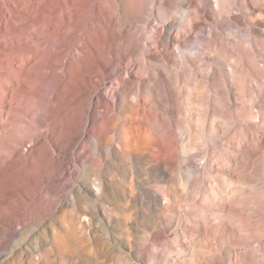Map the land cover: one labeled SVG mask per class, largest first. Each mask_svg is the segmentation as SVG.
<instances>
[{
  "label": "rangeland",
  "instance_id": "1",
  "mask_svg": "<svg viewBox=\"0 0 264 264\" xmlns=\"http://www.w3.org/2000/svg\"><path fill=\"white\" fill-rule=\"evenodd\" d=\"M126 1L122 10L109 0L106 8L119 11L117 24H141L142 15L147 20L142 43L155 26H165L163 32L171 36L187 24L182 6L174 5L167 15L176 18L171 29L161 18L163 10L155 20L145 13L149 5L132 14L137 0ZM259 6L251 18L261 33L250 34L247 22L241 33L227 26L226 34L206 47L198 24L190 40L195 66L161 67L166 74L160 104L156 93L143 88L152 100L149 108L164 121L162 145H145L126 156L95 153L90 168L74 153L75 173L56 187L52 205L48 200L36 205L32 198L23 206L20 190L34 196V187L13 178L20 167L14 174L0 166V189L7 192L0 211L1 226L7 228L0 233V264H264V0ZM127 47L126 42L122 49ZM188 48L174 45L176 57ZM142 61L141 52L130 50L121 72L143 74ZM212 69L229 83L224 99L208 80ZM116 109L111 145L119 141L121 123H129L121 100ZM96 134L104 142V133ZM33 169L37 177L39 169ZM97 179L103 186L88 193ZM24 210L26 217L3 224Z\"/></svg>",
  "mask_w": 264,
  "mask_h": 264
},
{
  "label": "bare ground",
  "instance_id": "2",
  "mask_svg": "<svg viewBox=\"0 0 264 264\" xmlns=\"http://www.w3.org/2000/svg\"><path fill=\"white\" fill-rule=\"evenodd\" d=\"M107 1L0 0V166L14 170V174L20 167L23 171L13 178L34 187V196L20 190L23 206L26 199L32 198L36 205H42L44 200L50 205L56 202L51 196L56 187L75 173L74 153L90 168L91 155L95 153L116 151L126 156L140 153L145 145H162L164 121L149 108L152 100L143 94V88L147 86L156 93L155 100L160 104L166 74L161 67L169 68V63L181 69L195 66L190 40L198 24L203 25L205 34L198 36L206 47L211 39L224 36L227 26L241 33L240 27L247 22L250 34L261 33L251 18L260 9L261 0H160L164 3L161 6L158 0H137L132 14L142 12L146 4L149 6L145 13L156 20L163 10L166 15L161 18L172 29L176 18L167 15L174 5L182 6L187 23L184 30H176L171 36L163 32L165 26H155L142 43L139 38L146 31L147 20L139 15L141 24L131 26L128 20L117 24L119 11L111 13L106 8ZM109 1L121 10L127 2ZM126 42L128 47L123 50ZM176 44L190 48L179 51L177 58ZM135 48L143 55V74L122 73V59ZM166 80L173 85L170 78ZM208 80L224 99L226 86L229 88L225 76L212 69ZM247 82L252 84L249 76ZM119 100L130 113L129 123L121 121L119 141L111 145L109 134L115 130L112 121ZM97 130L104 133V142L96 138ZM34 167L39 169L37 177L30 172ZM49 170L52 174H48ZM97 180L96 188L88 189V193L97 194L103 186ZM5 193L0 189V211ZM221 205L225 210L227 201ZM24 217L25 210L4 218L3 224L10 226ZM6 229L0 223V233Z\"/></svg>",
  "mask_w": 264,
  "mask_h": 264
}]
</instances>
